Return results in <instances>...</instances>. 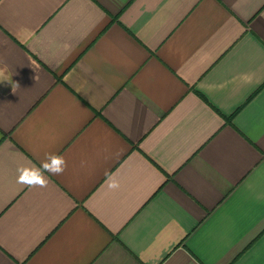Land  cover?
Returning a JSON list of instances; mask_svg holds the SVG:
<instances>
[{
    "label": "crops",
    "instance_id": "1",
    "mask_svg": "<svg viewBox=\"0 0 264 264\" xmlns=\"http://www.w3.org/2000/svg\"><path fill=\"white\" fill-rule=\"evenodd\" d=\"M0 264H264V0H0Z\"/></svg>",
    "mask_w": 264,
    "mask_h": 264
},
{
    "label": "clouds",
    "instance_id": "2",
    "mask_svg": "<svg viewBox=\"0 0 264 264\" xmlns=\"http://www.w3.org/2000/svg\"><path fill=\"white\" fill-rule=\"evenodd\" d=\"M66 161L62 156L49 154V156L41 163L39 167H21L17 169V182L26 185L29 188L46 187L47 179L45 173L51 175H61L66 168ZM108 180V187L116 190L120 187L119 182L112 178L111 174H106Z\"/></svg>",
    "mask_w": 264,
    "mask_h": 264
}]
</instances>
